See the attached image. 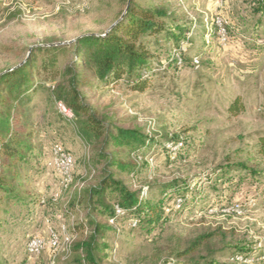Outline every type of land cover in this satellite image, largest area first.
I'll list each match as a JSON object with an SVG mask.
<instances>
[{"label": "rangeland", "instance_id": "obj_1", "mask_svg": "<svg viewBox=\"0 0 264 264\" xmlns=\"http://www.w3.org/2000/svg\"><path fill=\"white\" fill-rule=\"evenodd\" d=\"M3 1L0 73L25 61L37 45L73 44L82 35L108 31L125 8L124 0ZM135 1L144 7L164 5L189 21L190 41L181 49L191 54L192 64L170 65L168 45L160 42L154 46L159 59L144 92L125 83L106 86L92 77L95 85L84 93L117 125L160 139L140 151V164L133 170L114 168L118 176L133 189L149 186L154 201L171 182L181 187L187 182L191 194L183 208L181 198L169 197L161 224L137 226L125 214L111 222L101 239L104 263L213 264L209 261L215 259L217 264H264V157L259 153L264 135V10L256 9V0ZM218 21L226 30L224 41ZM70 59L61 58L60 65ZM36 81L41 86L29 103L36 150L21 178L24 199L8 205L0 219V264H79L71 244L79 239L74 224L86 208L75 206L98 181L89 161L93 148L80 138L74 120L59 111L49 90L54 80L39 76ZM236 98L244 101L246 111L231 116L228 108ZM175 136L183 143L177 152L167 150L164 140ZM56 143L76 159L68 184L51 164ZM110 151L123 162H134L126 145H110ZM256 170L263 174L256 175ZM51 230L60 236L59 250L29 254L30 237L48 240ZM209 234L189 256L178 258ZM237 249L255 254L235 258Z\"/></svg>", "mask_w": 264, "mask_h": 264}, {"label": "trees", "instance_id": "obj_2", "mask_svg": "<svg viewBox=\"0 0 264 264\" xmlns=\"http://www.w3.org/2000/svg\"><path fill=\"white\" fill-rule=\"evenodd\" d=\"M124 1V10L108 31L82 35L73 44L37 45L30 50L25 61L0 73V219L7 214L8 205L24 199L21 178L24 166L36 150L37 132L31 120L29 103L41 86L37 77L47 76L54 80L49 87L53 97L72 112L70 120L77 124L80 138L93 148L89 161L95 165L98 181L86 188L83 199L81 197L75 206L76 210L79 205L86 208L85 216L74 224L79 239L71 244L79 264H105L106 246L101 239L112 226L111 220L120 218L116 214V205L123 209L125 217L136 220L137 226L144 223L158 225L167 216L164 210L169 197L181 198L179 208H183L189 205L188 196L191 194L187 182L183 187L178 182H171L162 186V196L154 201L149 196V186L133 189L118 176L114 168L121 172L133 170L140 164V151L160 139L155 133L147 134L138 128L117 125L97 105L91 104L90 97L84 93L95 85L92 77L106 86L125 83L132 91L144 92L150 85L154 62L159 59L154 46L160 42L168 45L170 65L177 67L179 58L184 65L193 62L189 57L191 54L181 49L183 43L190 41L192 25L189 21H181L164 5L144 7L135 0ZM256 1V9L263 11L264 0ZM3 3L0 0V10ZM178 53L179 57L176 56ZM68 55L71 59L62 67L61 58ZM245 111L241 98H236L228 108L231 116H239ZM164 138L166 142L178 141L177 136ZM110 145L130 147L134 162L119 160L111 153ZM259 153L264 157V135L259 138ZM241 167L248 168L243 164ZM261 174L262 171L256 170V175ZM196 182L194 180L193 184ZM72 216L76 217L75 214ZM211 236L200 237L197 243L180 251L178 258L189 256L200 247L201 240ZM236 252L235 258L241 255L245 260L255 254L244 249ZM209 262L217 264L215 259Z\"/></svg>", "mask_w": 264, "mask_h": 264}, {"label": "built area", "instance_id": "obj_3", "mask_svg": "<svg viewBox=\"0 0 264 264\" xmlns=\"http://www.w3.org/2000/svg\"><path fill=\"white\" fill-rule=\"evenodd\" d=\"M217 24L219 26L221 40L224 41L226 30L222 27L221 22L218 21ZM178 60H179L178 63H183L180 58ZM57 104H58V109L62 114H64L69 118H72L73 116L72 112L62 102H58ZM182 146L183 143L179 140L174 142L170 141L166 143V149L171 150L173 152H177L178 150L181 149ZM51 152H52L51 153L52 166L57 171V173L63 178L66 184H68L70 181L73 180L75 164H76V159L74 155L60 143L54 144ZM115 210L118 217H121L122 215L125 214V212L119 205H116ZM111 222L113 223L114 220H111ZM60 247H61L60 236L58 235L57 232L51 230L48 240H46L44 237L40 235H33L32 237H30L27 243V252L31 255H39L46 249L57 251L59 250Z\"/></svg>", "mask_w": 264, "mask_h": 264}]
</instances>
